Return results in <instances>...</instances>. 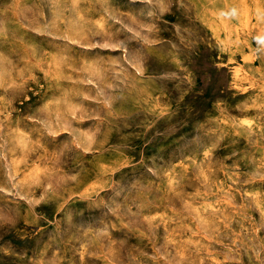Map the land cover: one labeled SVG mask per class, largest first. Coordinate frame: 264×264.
I'll list each match as a JSON object with an SVG mask.
<instances>
[{"label": "rangeland", "instance_id": "rangeland-1", "mask_svg": "<svg viewBox=\"0 0 264 264\" xmlns=\"http://www.w3.org/2000/svg\"><path fill=\"white\" fill-rule=\"evenodd\" d=\"M0 264H264V0H0Z\"/></svg>", "mask_w": 264, "mask_h": 264}]
</instances>
